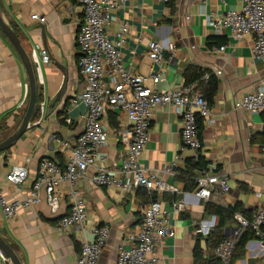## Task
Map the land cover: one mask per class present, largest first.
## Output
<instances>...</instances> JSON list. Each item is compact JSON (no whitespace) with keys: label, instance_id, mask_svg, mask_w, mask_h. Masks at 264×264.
<instances>
[{"label":"crops","instance_id":"1","mask_svg":"<svg viewBox=\"0 0 264 264\" xmlns=\"http://www.w3.org/2000/svg\"><path fill=\"white\" fill-rule=\"evenodd\" d=\"M241 0H176L175 10L164 0H129L111 13L110 36L117 37L121 23L130 28L127 40L122 47V57L126 66L136 72L148 74L165 73L159 88H177L185 80V68L194 64L208 68L218 80V91L211 106V120L203 119V154L212 163L210 170L221 166L220 170L230 173L231 189L225 194L215 193L209 200L191 198L181 212L171 209V201L181 197L186 189L179 168L196 151L186 149L181 152V161L173 167V172L164 174L166 181L177 187L174 193L157 194L171 209L170 223L175 235L167 237L155 250L159 255L157 264H195L194 251L200 240L205 258L211 257L206 236L196 234V223L208 218L211 213L205 210L211 201L229 206L236 201L251 211L264 201V147L252 144L251 135L262 130L264 111L252 113L235 108V101L241 94L254 90L264 79V58L253 53V34L247 33L241 39L233 37L229 28L215 33L206 22L207 14H222L228 8H236ZM5 15L16 27L27 50L37 53V76L42 88L44 104L40 114L32 120V126L13 145L0 152V189L8 200L26 197L37 176L39 162L44 157H52L63 162L64 155L57 139L75 143L84 126L87 107L80 102L72 106L70 100L79 94L85 79L79 73L77 60L80 49L76 41L79 24L83 19V7L76 0H0ZM33 13L43 17L45 31L40 22L33 19ZM69 18V19H66ZM220 35L225 49L212 50L220 45L207 44V37ZM149 39L163 40L175 45L174 50L164 48L165 61L153 62L147 53ZM221 44V45H222ZM41 49H45L49 61L41 59ZM62 66L68 69L69 80L65 95L69 101L49 104L59 89L62 79ZM29 84L25 68L14 47L0 28V141L20 122L28 103ZM109 112L115 116L111 122ZM107 113L108 129L107 159L88 169L81 181V190L87 199L85 229L72 228L62 231L57 227L56 217L69 209V198L60 203L59 211L53 214L47 202L32 207H20L17 214L6 217L0 207V231L15 247L23 264H77L81 239H91V229L97 224H107L110 232L97 264H116L117 248L131 242L130 236L138 230L142 219V209L147 203L143 199V189L125 192L117 186L104 187L95 184L91 177L96 167L103 166L118 170L121 155L125 148L121 133L127 126V118L119 109ZM181 117L166 104L157 108L151 123L149 140L141 154V163L155 174L162 173L166 163L174 160L181 144ZM26 164L29 170L27 179L16 186L9 183L6 175L13 164ZM249 188L246 192L240 183ZM64 185V184H63ZM239 223L231 220L225 227L228 236ZM0 251V260H1ZM222 264V263H219ZM233 264H264V247L257 239H250L245 252Z\"/></svg>","mask_w":264,"mask_h":264},{"label":"built area","instance_id":"2","mask_svg":"<svg viewBox=\"0 0 264 264\" xmlns=\"http://www.w3.org/2000/svg\"><path fill=\"white\" fill-rule=\"evenodd\" d=\"M83 7V19L79 24L76 41L80 49L77 60L79 73L85 79L83 90L70 100L72 106L84 103L87 111L84 126L77 135L75 143L57 139L64 161L52 157L40 160L37 176L32 183L28 195L19 200L10 201L0 189V207L6 217L17 214L20 207H32L43 199L50 211L57 214L63 198H69V209L56 220L62 231L80 228L83 232L87 218V199L81 190L80 183L87 176L88 169L98 162L107 159L108 129L107 113L119 109L127 118V126L121 133L125 148L121 155L118 170L103 166L96 167L92 181L100 186H117L125 192H133L143 188L150 196L142 209L143 215L138 230L130 236L128 246L121 244L117 248L116 264H157L159 255L155 250L167 237L175 235L170 223V213L183 211L191 198L209 200L215 193L225 194L231 189L230 173L225 170L199 171L196 187L184 191L181 197L171 201L168 208L159 193H174L178 189L166 181L164 174L173 172V167L181 161V152L186 149L194 151L203 149L204 140L199 129V118L211 120L212 108L208 104L198 81L184 82L177 88H159L165 73L148 74L133 71L125 65L122 47L127 40L130 28L121 23L117 37L110 36L109 23L111 13L129 0H76ZM167 2V0H164ZM207 0H199L206 2ZM225 2L226 0H221ZM33 19L43 21L38 13ZM206 22L213 27L215 33H221L223 27L229 28L233 37L241 39L245 34H253V53L264 58V0H241L236 8H228L222 14H207ZM44 22V21H43ZM175 49L172 43L163 40L149 39L147 53L149 58L158 64L165 61L164 48ZM225 44L212 50H224ZM41 59L49 61L45 49H41ZM212 73L206 72L201 79L206 81ZM221 74L220 70L214 71ZM213 74V75H214ZM168 105L177 116L181 117V144L174 160L166 163L162 173L149 171L140 161L149 140L151 123L157 108ZM235 108L252 113L264 111V79L254 90L241 94L235 101ZM26 164H13L6 175L9 183L20 186L28 177ZM64 184V185H63ZM156 195V197H153ZM238 230L228 235L211 250L222 264H231L239 234L250 226L254 238L264 247V201L260 202L251 217L236 213ZM217 223V216L210 214L196 223L195 233L207 236ZM107 224H97L91 229L92 238L81 239V251L77 264H97L107 244L109 236Z\"/></svg>","mask_w":264,"mask_h":264},{"label":"trees","instance_id":"3","mask_svg":"<svg viewBox=\"0 0 264 264\" xmlns=\"http://www.w3.org/2000/svg\"><path fill=\"white\" fill-rule=\"evenodd\" d=\"M175 3L176 0H167L166 4L170 7L171 12L175 10ZM13 27L16 29V27L13 25ZM18 32V30L16 29ZM221 36L220 35H210L207 37V44L211 46L212 44L221 45ZM206 72H211L208 68H202L194 64H188L185 68V82H192V81H198L199 87L202 89V92L207 99V102L210 106L214 103V98L218 91V80L215 78L213 74L209 77L208 80L203 81L201 79L202 75ZM69 101V100H68ZM43 102V93L42 89L38 91V99H37V106L33 113L32 120L40 114L41 106L40 104ZM109 116L111 117V122L115 123V116L112 114V112H109ZM199 129L200 133L202 135V131L204 129V121L202 118H199ZM250 141L252 144H259L260 146L264 147V126L262 130L256 131L251 135ZM212 163L210 159H207L205 155L202 152V149L197 151L196 156L189 157L185 164L179 168V173L183 175V179L186 183V189L193 190L195 189L197 183L195 180V177L199 173V171L203 170H209V166ZM221 166H217L214 170L218 171L220 170ZM240 187L242 190L248 192L249 188L247 186V183L241 182ZM143 189V188H140ZM142 196L143 199H146L145 202H149L150 196L147 194L146 190L143 189ZM153 197H156L154 195ZM205 210L208 213L215 214L217 216V223L214 226V228L211 230V232L206 236V244L207 247L210 250H213L216 245H218L220 242H222L227 235L225 234V227L227 224L231 221L236 219L235 214L241 213L245 217H251V211L248 210L243 206V202L236 201L233 205L229 206H223L216 204L214 202H207L205 206ZM237 220V219H236ZM250 239H254V233L253 230L250 228V226L245 227L241 233L238 236L234 254H233V261L241 257L245 252V246L247 242ZM212 254V253H211ZM194 257H195V264H219L221 263L219 258H217L215 255H211V257L205 258L203 254V250L201 249L200 240H198L197 246L195 247L194 251Z\"/></svg>","mask_w":264,"mask_h":264},{"label":"water","instance_id":"4","mask_svg":"<svg viewBox=\"0 0 264 264\" xmlns=\"http://www.w3.org/2000/svg\"><path fill=\"white\" fill-rule=\"evenodd\" d=\"M38 22L41 23L40 26L45 31L44 22L41 20H38ZM0 28L2 29L3 33L6 35V37L14 47L15 51L17 52L27 73L29 84L28 103L20 122L13 130L10 131V133L4 139L0 141V152H3L9 149L13 145V143L20 139L32 126V117L37 106L38 91L42 88L39 85V79L37 76V53L34 49L29 52L24 46L19 33L16 31L11 22L6 17L1 2ZM62 73L63 79L59 89L57 90L55 96L52 98L50 103L46 104L49 108L55 103L59 102L61 99L66 102L70 98L69 95H65L68 87L69 74L68 69L64 66H62ZM43 104L44 100L40 104V106ZM58 217L59 216H57L56 219ZM0 251L2 254L0 264H23L21 258L17 254L15 247L5 238L4 234L1 231Z\"/></svg>","mask_w":264,"mask_h":264}]
</instances>
